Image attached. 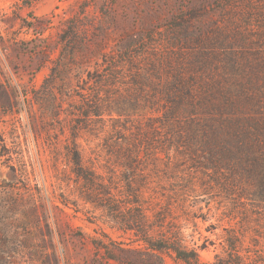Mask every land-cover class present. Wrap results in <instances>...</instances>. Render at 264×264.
I'll list each match as a JSON object with an SVG mask.
<instances>
[{"label":"rangeland","instance_id":"1","mask_svg":"<svg viewBox=\"0 0 264 264\" xmlns=\"http://www.w3.org/2000/svg\"><path fill=\"white\" fill-rule=\"evenodd\" d=\"M263 24L264 0H0V264H122L104 259L97 242L125 264L152 263L144 251L120 250L139 247L134 233L113 227L108 207L87 202L72 172L66 146L82 118L80 87L131 37L157 31L160 47L228 68L232 49L262 46ZM70 26L73 52L60 43ZM52 68L59 73L50 78ZM101 131L96 117L83 129L87 156L101 151ZM184 172V185L194 176L195 196L176 214L201 264L224 256L233 235L244 255L264 264V205L229 191L228 172ZM171 182L163 178L165 195ZM166 263L185 264L167 255Z\"/></svg>","mask_w":264,"mask_h":264},{"label":"trees","instance_id":"2","mask_svg":"<svg viewBox=\"0 0 264 264\" xmlns=\"http://www.w3.org/2000/svg\"><path fill=\"white\" fill-rule=\"evenodd\" d=\"M76 36L73 26L62 34L64 51L73 52L69 39ZM157 39V31L131 37L88 72L75 107L82 118L66 152L84 199L108 207L113 227L134 233L139 247L122 252L144 251L155 259L150 264H167L166 255L201 264L199 248L187 244L176 214L195 196L192 174L184 185L186 169L228 172L229 191L264 205V24L256 36L260 48L228 53V68L222 66L228 75L210 58L200 63L206 58L201 53L160 47ZM203 70L211 75L204 77ZM58 73L52 68L50 78ZM94 117L102 121L103 142L90 157L79 138ZM132 119L135 129L128 125ZM163 176L172 180L167 195L160 190ZM239 243L235 235L228 239L226 254L213 264H258ZM96 247L104 259L125 264L105 244Z\"/></svg>","mask_w":264,"mask_h":264}]
</instances>
